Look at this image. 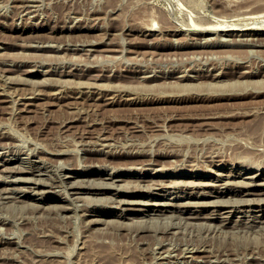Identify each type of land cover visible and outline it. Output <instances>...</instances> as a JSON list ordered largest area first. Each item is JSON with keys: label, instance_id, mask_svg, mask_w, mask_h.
I'll return each instance as SVG.
<instances>
[{"label": "rangeland", "instance_id": "rangeland-1", "mask_svg": "<svg viewBox=\"0 0 264 264\" xmlns=\"http://www.w3.org/2000/svg\"><path fill=\"white\" fill-rule=\"evenodd\" d=\"M217 19L261 22L264 0H0V264H264V201L262 207L258 203L264 195H246L247 181L235 178L242 183L222 197L240 205L232 207L229 218L224 212L231 208L211 218V206L177 205L192 191L208 190L213 196L195 194L191 201L216 200L213 189H226L218 174L245 166L232 155L253 154L264 161V132L248 134L259 121L264 125V31H185L188 23ZM110 99L114 104H107ZM124 148L130 154H123ZM136 148L143 153L134 154ZM141 161L150 162L148 169L139 165L116 181L104 174L102 180L116 185L101 193L71 187L80 179L99 181L83 173L89 164L110 163L109 169L96 170L110 173L116 171L113 165ZM35 164L42 173L28 174L30 182L24 181L27 174L9 171ZM75 169H81L77 176L65 178ZM35 176L43 178V185L32 184L39 181ZM193 181L208 185L197 187ZM39 188L51 191L37 194ZM154 197L175 206L156 211Z\"/></svg>", "mask_w": 264, "mask_h": 264}, {"label": "bare ground", "instance_id": "bare-ground-1", "mask_svg": "<svg viewBox=\"0 0 264 264\" xmlns=\"http://www.w3.org/2000/svg\"><path fill=\"white\" fill-rule=\"evenodd\" d=\"M24 2V1H23ZM25 3V2H24ZM32 4V3H31ZM34 4V3H33ZM32 4V5H33ZM36 4V3H35ZM34 4V5H35ZM23 7V6H22ZM28 10V9H27ZM28 12H29V10H28ZM224 19V18H223ZM223 19H217V21L216 20H214L213 22H209V24H196V22H195V24H189L188 23V28H186L184 25V27H185V31L186 30H191V31H194V33H200V34H204V33H212V32H221V33H234L235 32V34H236V32H239V34L241 33V32H249V31H252V32H263L264 31V19L261 21V22H258V21H255V20H250V21H233V20H228V19H226V20H223ZM199 22V21H198ZM203 22V21H202ZM152 23H153V20H152ZM191 23V22H190ZM200 23V22H199ZM206 23H207V21H206ZM183 24H185V23H183ZM150 25V24H149ZM176 25V24H175ZM180 25V24H179ZM182 25V24H181ZM153 26H155V25H150V27H153ZM159 26V25H158ZM161 26V25H160ZM160 26H159V28H160ZM186 26H187V24H186ZM93 27V26H92ZM145 27V26H144ZM149 27V28H150ZM157 27V26H156ZM179 27V26H178ZM154 28V27H153ZM158 28V29H159ZM183 28V27H182ZM130 29V28H129ZM151 29V28H150ZM91 30V29H90ZM161 30V29H160ZM166 30V29H165ZM171 30H174V29H171ZM125 31V30H124ZM175 31H177L176 30V28H175V30H174V32ZM142 32V31H141ZM168 32V31H167ZM173 32V31H172ZM178 32V31H177ZM121 33H122V31H121ZM156 33V32H155ZM164 33V32H163ZM182 33V32H181ZM151 34V33H150ZM154 34V33H153ZM152 34V35H153ZM161 34V33H160ZM185 34V33H184ZM188 35V34H187ZM195 36V35H194ZM219 36H221V35H219ZM246 36V35H245ZM217 37V36H216ZM222 37V36H221ZM235 37V36H234ZM123 38H124V36H123ZM174 38V37H173ZM187 38H189V37H187ZM209 38V37H208ZM214 38V37H213ZM244 38V37H243ZM251 37H249V39H250ZM253 38V37H252ZM196 39V38H195ZM206 39H207V36H206ZM214 39H216V38H214ZM223 39H225V38H223ZM223 39H222V41H223ZM228 39V38H227ZM245 39V38H244ZM248 39V38H247ZM90 40V39H89ZM162 40V39H161ZM170 40V39H169ZM169 40H168V42H169ZM174 40H176V39H174ZM203 41L205 40V37H204V39H202ZM210 40V39H209ZM212 40L213 39H211V42H212ZM219 40H221L220 38H219ZM91 41V40H90ZM89 41V42H90ZM120 41H121V39H120ZM177 41V40H176ZM214 41H216V40H214ZM221 41V42H222ZM225 41V40H224ZM226 41H228V40H226ZM231 41V40H230ZM245 41V40H244ZM250 41V40H249ZM45 42V41H44ZM98 42V41H97ZM96 42V43H97ZM122 42V41H121ZM140 42V41H139ZM171 42V41H170ZM182 42V41H181ZM202 42V41H201ZM78 43V42H77ZM85 43V42H84ZM123 43V42H122ZM150 43H151V41H150ZM185 43V42H184ZM195 43V42H194ZM207 43H209V41L207 42ZM213 43V42H212ZM223 43V42H222ZM231 43H233V42H231ZM235 43V42H234ZM243 43V42H242ZM245 43V42H244ZM39 44V43H38ZM61 44V43H60ZM89 44V43H88ZM91 44V43H90ZM125 44V43H124ZM158 44V43H157ZM171 44H173V43H171ZM190 44V43H189ZM241 44V43H240ZM248 44V43H247ZM39 45H41V44H39ZM47 45V44H46ZM55 45V44H54ZM57 45V44H56ZM191 45V44H190ZM189 45V46H190ZM253 45H255L254 43H253ZM32 46V45H31ZM57 46H59V47H61L60 45H57ZM125 46V45H124ZM2 47V46H1ZM4 47V46H3ZM52 47V46H51ZM157 47V46H156ZM174 47V46H173ZM176 47V46H175ZM179 47V46H178ZM185 47V46H184ZM93 48H95V47H93ZM177 48V47H176ZM56 49V48H55ZM82 49V48H81ZM89 49V48H88ZM87 49V50H88ZM92 49V48H91ZM110 49V48H109ZM108 49V50H109ZM96 50V49H95ZM104 50V49H103ZM92 51V50H91ZM87 52V51H86ZM92 54V53H91ZM15 64V63H14ZM48 71V70H47ZM46 71V72H47ZM59 71V70H58ZM71 71V70H70ZM256 72H257V70H255ZM260 71V70H259ZM63 73V72H62ZM244 73V72H243ZM253 73V72H252ZM104 75V74H103ZM155 75V74H154ZM182 75V74H181ZM185 76H186V74H184ZM254 75V74H253ZM148 76H150V75H147V77ZM166 76V75H165ZM164 76V77H165ZM247 76V75H246ZM142 77V76H141ZM187 77V76H186ZM185 77V78H186ZM149 78V77H148ZM193 78V77H192ZM195 78V77H194ZM49 79V78H48ZM95 79H97V78H95ZM179 79V78H178ZM61 80V79H60ZM64 80V79H63ZM43 81H45V80H43ZM64 81H66V80H64ZM182 81V80H181ZM185 81V80H184ZM47 82H49V81H47ZM81 82V81H80ZM79 82V83H80ZM54 83V82H53ZM52 83V84H53ZM85 83V82H84ZM93 83V82H92ZM92 83H90L89 84V86L90 85H92ZM95 83H97L96 81H95ZM95 83H94V85H95ZM46 84V83H45ZM47 84H49V83H47ZM56 84V83H55ZM187 84V83H186ZM185 84V85H186ZM85 85V84H84ZM93 85V86H94ZM104 84H102V86H103ZM183 85V84H182ZM97 86V85H96ZM101 86V85H100ZM153 86V85H152ZM107 88V85L105 86L104 85V88ZM125 87V86H124ZM99 88V87H98ZM103 87H101L100 89H102ZM109 88V87H108ZM118 89V88H117ZM126 89V88H125ZM104 90H106V89H104ZM108 90V89H107ZM129 90V89H128ZM2 92V91H1ZM0 92V93H1ZM5 92V91H4ZM37 92V91H36ZM40 92V91H39ZM38 92V93H39ZM8 93V92H7ZM24 93V92H23ZM34 93V92H33ZM41 93V92H40ZM130 93H131V90H130ZM10 94V93H9ZM36 94V93H35ZM25 95V94H24ZM23 95V96H24ZM34 95V94H33ZM32 95V96H33ZM103 95V94H102ZM21 96V95H20ZM22 96V97H23ZM27 96H29V95H27ZM35 96V95H34ZM38 95H36V97H37ZM115 96V95H114ZM158 96H159V94H158ZM102 98V97H101ZM112 98V97H111ZM135 98V97H134ZM143 98V97H142ZM160 98H161V96H160ZM21 99V98H20ZM19 99V100H20ZM33 99V98H32ZM126 99V98H125ZM147 99V98H146ZM179 99V98H178ZM181 99V98H180ZM128 100V99H127ZM131 100V99H130ZM141 100V99H140ZM152 100V99H151ZM157 100H160L161 101V99H159V97H158V99ZM13 101V100H12ZM16 101H18V100H16ZM115 101V100H114ZM114 101H111V99H110V101L109 102H107V104H114ZM173 101V100H172ZM147 102V101H146ZM13 103H15V102H13ZM69 103V102H68ZM121 103V102H120ZM135 103V102H134ZM65 104V103H64ZM71 104H73V103H71ZM71 106V105H70ZM74 108V107H73ZM76 108V107H75ZM80 109V108H79ZM82 113V112H81ZM76 119V118H75ZM80 119V118H79ZM72 120H74V118L72 119ZM120 121V120H119ZM139 124V123H138ZM263 124H261L260 123V121H259V123H257V125L256 126H253V127H251L250 129H249V135H256L257 133L259 134V135H261L263 132H264V128H263ZM165 128V127H164ZM166 129V128H165ZM9 134H10V132H9ZM13 134V133H12ZM101 134V133H100ZM248 135V136H249ZM5 136V135H4ZM13 136V135H12ZM11 136V137H12ZM97 136H99V135H97ZM250 136V137H251ZM98 138V137H97ZM101 138V137H100ZM253 138V137H252ZM263 138V137H262ZM99 139V138H98ZM102 139V138H101ZM255 139V138H254ZM82 140V139H81ZM97 140V139H96ZM100 140V139H99ZM105 140V139H104ZM240 140V139H239ZM242 140V139H241ZM249 140H252V139H249ZM80 141V140H79ZM78 141V142H79ZM160 141V140H159ZM166 141V140H165ZM168 141V140H167ZM170 141H171V139H170ZM77 142V143H78ZM93 142V141H92ZM101 142V141H100ZM100 142H96V143H100ZM253 142V141H252ZM95 143V142H94ZM165 143V142H164ZM170 143V142H169ZM169 143H168V146H169ZM91 144V143H90ZM105 144H107V143H105ZM104 144V145H105ZM110 144V143H109ZM112 144V143H111ZM118 144H120V143H118ZM133 144V143H132ZM135 144V143H134ZM251 144V143H250ZM113 145V144H112ZM123 145V144H122ZM152 145V144H151ZM155 145V144H154ZM171 145V144H170ZM93 146V145H92ZM98 146V145H97ZM103 146V145H102ZM108 146V145H107ZM114 146H116V145H114ZM164 146V145H163ZM43 147H46V146H44L43 145ZM42 147V148H43ZM94 147V146H93ZM106 147V146H105ZM109 147H111V146H109ZM121 147V146H120ZM123 147H126V145L125 146H123ZM171 147V146H170ZM65 148V147H64ZM96 148H98V147H96ZM100 148V147H99ZM117 148V147H116ZM46 149V148H45ZM67 149V148H66ZM92 149H94V148H92ZM91 149V150H92ZM118 149V148H117ZM123 149V148H122ZM122 149H120V150H122ZM136 149H138L137 150V153H134V154H141V153H143V152H141V151H139V148H136ZM158 149V148H157ZM164 149V148H163ZM166 149V148H165ZM164 149V150H165ZM174 149V148H173ZM48 150V149H47ZM56 150V149H55ZM70 150V149H69ZM69 150H67V151H69ZM73 150V149H72ZM96 151H100V149L98 150V149H95ZM113 150H115V149H113ZM124 150H125V148H124ZM143 150V149H142ZM150 150V149H149ZM154 150V149H153ZM175 150V149H174ZM42 151V150H41ZM49 151H51V150H49ZM57 151V150H56ZM55 151V153H57ZM88 151H89V149H88ZM101 151H103V150H101ZM132 151V150H131ZM134 151V150H133ZM151 151V150H150ZM149 151V152H150ZM155 151H157V150H155ZM163 151V150H162ZM39 152V151H38ZM54 152V151H53ZM52 152V153H53ZM61 152V151H60ZM64 152H66V151H64ZM71 152V151H70ZM110 152H111V150H110ZM114 152V151H113ZM146 152V151H145ZM59 153V152H58ZM62 153V152H61ZM123 154H130V151L128 150H125L124 152H122ZM156 153V152H155ZM173 152H167V155H165L166 153L164 152H161L160 153V155H165V156H169V154H172ZM239 153V152H238ZM254 153V152H253ZM106 154V153H105ZM112 154V153H111ZM131 154H133V152H131ZM153 154V153H152ZM174 154V153H173ZM177 154V153H176ZM235 154V153H234ZM256 154V153H255ZM254 154V155H255ZM151 155V154H150ZM229 155V154H228ZM153 156V155H152ZM219 156V155H218ZM232 156H235V158H234V161H235V163H237V161L238 162H240V163H242V165L244 166V167H241L242 168V170L241 171H238V167H237V169L236 170H234V171H232V172H230V173H224V172H222V173H219L218 174V178L217 179H219V180H223V182H221V184H225V187H226V189L225 190H221L220 188H218V187H215V189H213V191L216 193V196H217V199L216 200H214L213 198H212V200L211 201H201V200H199V199H197V201H191V199L192 198H203V196H213V194H211V192H205V191H192L191 193V195H189V194H187L186 195V199H188V200H186V199H184L185 200V202H182V203H179V204H177L178 206H180V207H188V206H190V205H194V206H200V207H210V208H213V210H211V212H210V214L209 215H207V217L209 216V217H211V218H216L217 217V215H218V211H222V208H231V209H226L225 210V212L224 213H227L228 215L226 216V217H230L232 214L231 213H233L235 210L232 208V207H239L240 205L238 204V203H231V202H229V201H225L224 200V198L222 199V197L223 196H225L227 193H230L231 191H235V190H232L231 189V186L234 184L235 185V183H236V185H237V183L239 184V183H242V181L243 180H245V181H247V182H245V181H243V183L245 182L246 184L245 185H247L248 187V189H246V195H248V196H251V195H257L258 194V196H260V195H264V161H260V159L258 160V158H255L254 156H253V154L251 155V154H245V155H243V154H240V156H236V155H232ZM231 156V157H232ZM214 157V156H213ZM30 158V157H29ZM41 158V157H40ZM44 158V157H43ZM185 158H187V157H185ZM229 158V157H228ZM11 159V158H10ZM9 159V160H10ZM42 159V158H41ZM223 159H226V158H223ZM223 159H221V161L223 160ZM44 160V159H43ZM46 160V159H45ZM152 160V159H151ZM182 160H186V159H184V157H183V159ZM181 160V161H182ZM190 160V159H189ZM192 160V159H191ZM227 160V159H226ZM5 161V160H4ZM154 160H152L151 161V163L153 162ZM180 161V162H181ZM188 161V160H187ZM214 161V160H213ZM216 161V160H215ZM214 161V162H215ZM1 162V161H0ZM44 162V161H43ZM220 162V161H219ZM224 162V161H223ZM230 162V161H229ZM25 163V162H24ZM46 163V162H45ZM44 163V164H45ZM90 163V162H89ZM96 163V162H95ZM148 163H150V162H148ZM148 163H145L144 161H141V162H135V163H131V164H126V165H122V166H117V165H113V167L112 168H115V172H110V173H106V171L104 172V173H102L101 171H98L97 173H96V170H104V169H109L110 168V163L108 164V163H103V164H101V165H99L98 164V162H97V164H98V168H95L96 167V165L97 164H89V169L88 170H84L83 171V173L86 175V174H90L89 176H96L97 175V177L98 178H100L99 179V181H95V178H94V180L92 181V179L93 178H91V179H88L87 178V182H88V180H91L90 182H89V184H86L84 181H82V179H80V181H79V179H78V181L79 182H76V181H73V183L71 184V187H73L74 189L75 188H77V189H79V190H81V191H89V192H91V193H101L102 191H104V190H106V189H110L111 187H113V186H115L113 183H115V182H113V183H110V182H108L107 180H102V179H105V178H107V179H110V181L112 180V181H116V179H117V177H121L122 175H123V173L124 174H126V175H130L131 173V171L130 170H134V169H138L139 167V165H141L140 167L143 169H148V168H146L145 167V165L146 164H148ZM218 163V162H217ZM235 163H233V164H235ZM19 164V163H18ZM86 164V163H85ZM157 164V163H156ZM164 164V163H163ZM172 164V163H171ZM177 164V163H176ZM175 164V165H176ZM219 164V163H218ZM217 164V165H218ZM231 164V163H230ZM13 165H15L16 166V164H14L13 163ZM23 165V164H22ZM36 165V164H35ZM79 166H81L80 164H78ZM197 164H195V166H196ZM199 165V164H198ZM197 165V166H198ZM204 165V164H203ZM2 166V165H1ZM6 166V165H5ZM36 166H38V165H36ZM46 166V165H45ZM178 166V165H177ZM4 167V166H3ZM8 167H9V165H8ZM17 167L18 168H16V167H12V168H10V173H11V171L12 172H14V173H25V174H32V176L33 175H36L37 173L38 174H40V173H42V169H40L39 168V166L38 167H34V166H30V167H28V168H23V169H20L19 167L20 166H18L17 165ZM25 167V166H24ZM83 167V166H82ZM81 167V168H82ZM174 168H175V166H173ZM223 167V166H222ZM46 168V167H45ZM111 168V169H112ZM140 168V169H141ZM164 168V167H163ZM162 167L160 168V169H163ZM172 168V167H171ZM177 168V167H176ZM240 168V169H241ZM254 168H257V169H254ZM7 170H8V168H6ZM153 169V168H152ZM157 169V168H156ZM159 169V168H158ZM165 169V168H164ZM169 169V168H168ZM234 169V168H233ZM3 170V169H2ZM47 170V169H46ZM119 170H127L126 172H118ZM176 170V169H175ZM227 170V169H226ZM243 170H245L244 172H243ZM5 171V170H4ZM79 171H81V169L79 170ZM78 171V172H79ZM128 171H130V172H128ZM159 171V170H158ZM228 171V170H227ZM3 172V171H2ZM47 172V171H46ZM78 172H77V169H75V170H73V171H71V174H69L68 176H66L65 175V178L66 177H70L71 175L72 176H74L75 177V175L77 176L78 175ZM163 172V171H162ZM195 172V171H194ZM193 172V173H194ZM216 173H217V171H216ZM1 174H3V173H1ZM8 174V173H7ZM104 174H107L108 176L107 177H105L104 176ZM163 174V173H162ZM169 174V173H168ZM246 174H249L248 176H245ZM11 175V174H10ZM14 175V174H13ZM59 175V174H58ZM57 175V176H58ZM171 175V174H170ZM178 175H184V173H183V171H180L179 173H178ZM9 176V175H8ZM16 176V175H15ZM24 176V177H23ZM22 176V178H25V175H23ZM30 175H28V178H26L24 181H29V180H31L32 181V179H30V177H29ZM52 175H50V177H51ZM63 176V175H62ZM149 176V175H148ZM201 176V175H200ZM199 176V177H200ZM6 177V176H5ZM14 177V176H13ZM19 177H21V176H19ZM27 177V176H26ZM38 177V176H37ZM36 176L34 177V178H37ZM46 177V176H45ZM53 177V176H52ZM143 177V176H142ZM198 177V176H197ZM216 177V176H215ZM240 178V179H242V181L240 180V181H235L234 179L235 178ZM11 178V177H10ZM16 178V177H15ZM31 178H33V177H31ZM41 178V177H40ZM154 178V177H153ZM12 179V178H11ZM37 179H39V177L37 178ZM43 179V178H42ZM41 179V181H43ZM120 179V178H119ZM139 179H141V180H144V178H141V177H139ZM148 179V178H147ZM156 179V178H155ZM155 179H154V181H155ZM163 179V178H162ZM161 179V180H162ZM168 178H166V180H167ZM201 179V178H200ZM16 180V179H15ZM21 180H23V179H21ZM50 180H51V178H50ZM54 179L52 178V181H53ZM64 181V185H65V183H66V179H63ZM66 180V181H65ZM73 180H75V179H73ZM83 180H84V177H83ZM135 180V179H134ZM148 180H150V179H148ZM159 182H160V180H159V178L157 179ZM173 180V179H172ZM175 180V179H174ZM178 180V179H177ZM210 180V179H209ZM237 180V179H236ZM33 181H35V182H31L32 184H34V186L35 187H39L40 185H43V184H41V183H43V182H41L40 181V179H39V181L37 180H33ZM52 181H51V183H52ZM61 181V180H60ZM71 181V180H70ZM85 181H86V178H85ZM126 181H127V183H128V180H125V183H126ZM138 181V180H137ZM178 181H180V180H178ZM181 181H183L184 182V180H182L181 179ZM189 182H190V179L188 180ZM198 181V180H197ZM212 181V180H211ZM30 182V181H29ZM45 182V181H44ZM48 182V181H47ZM135 182H136V180H135ZM134 182V183H135ZM144 182V181H143ZM148 182V181H147ZM147 182H144V183H147ZM151 182V181H150ZM171 182V181H170ZM175 182V181H174ZM177 182V181H176ZM204 182V181H203ZM46 183V182H45ZM131 183V182H130ZM153 183V182H152ZM161 183V182H160ZM164 183H166L165 181H164ZM178 183V182H177ZM188 183V182H187ZM194 185H196L197 184V187L199 186V187H202V186H205L206 184L208 185V183H207V181H206V183H202L201 181H199V182H192ZM211 183H213V182H211ZM50 184V183H49ZM59 184V183H58ZM62 184V183H61ZM60 184V185H61ZM119 184V183H118ZM123 184V183H122ZM129 184V183H128ZM136 184V183H135ZM142 184V183H141ZM156 184V183H155ZM167 184V183H166ZM170 184H173V183H170ZM179 184V183H178ZM183 185L185 184V183H182ZM181 184V185H182ZM189 184V183H188ZM215 184V183H214ZM218 183H216V185H217ZM16 185V184H15ZM121 185V184H120ZM136 185H138V184H136ZM146 185H149V184H145V186ZM150 185H151V183H150ZM153 185V184H152ZM151 185V186H152ZM160 185V184H159ZM182 185V186H183ZM191 185V184H190ZM233 185V186H234ZM244 184H242V186H243ZM11 186H13V185H11ZM20 186V185H19ZM54 186V185H53ZM66 186V185H65ZM119 185H117V188H119V187H121V186H119ZM144 186V185H143ZM150 186V187H151ZM157 186H158V184H157ZM182 186H180L181 188H182ZM221 186V185H220ZM223 187H224V185H222ZM70 187V186H69ZM122 187H123V185H122ZM125 187V186H124ZM173 187V186H172ZM171 187V188H172ZM238 187V186H237ZM10 188V187H9ZM14 189L16 188V187H13ZM28 188V187H27ZM27 188L25 189V190H27ZM31 188V187H30ZM63 188H65V187H63ZM126 188H128V187H126ZM134 188H135V186H134ZM143 188V187H142ZM141 188V189H142ZM145 188H147L148 189V186L147 187H145ZM144 188V189H145ZM152 188V187H151ZM150 188V189H151ZM177 188V187H176ZM2 189V188H1ZM5 189V188H4ZM17 189H18V187H17ZM35 189V188H34ZM128 189H130V188H128ZM156 189V188H155ZM208 189V188H207ZM10 190V189H9ZM20 190V189H19ZM24 190V191H25ZM29 190H31V189H29ZM66 190V189H65ZM68 190V189H67ZM114 190V189H113ZM118 190V189H117ZM133 190V189H132ZM172 190V189H171ZM178 190V189H177ZM191 190V189H190ZM197 190H201V188H199V189H197ZM8 191V190H7ZM17 191V190H16ZM15 191V192H16ZM35 191V190H34ZM49 191H51L50 189L48 190V189H40L39 188V190L37 189V191H36V193L37 192H39V193H43V195L45 194V193H47V192H49ZM54 191V190H53ZM85 191V192H86ZM128 191V190H127ZM168 191V190H167ZM210 191V190H209ZM245 191V190H244ZM3 192V191H2ZM21 192V191H20ZM115 192V191H114ZM145 192V191H144ZM157 192V191H156ZM163 192V191H162ZM165 192V191H164ZM173 192H175V191H173ZM10 193V192H9ZM39 193H37V194H39ZM68 193V192H67ZM167 193V192H166ZM176 193V192H175ZM179 193V192H178ZM186 193V192H185ZM240 193V192H239ZM8 194V193H7ZM6 194V195H7ZM60 194V193H59ZM69 194V193H68ZM154 194V193H153ZM177 194V193H176ZM196 194V195H195ZM1 195V194H0ZM5 195V194H4ZM8 195H14V194H8ZM16 195V194H15ZM60 195H62V194H60ZM158 195H161V194H157V196ZM194 195H195V197H194ZM12 196H2L3 198H11ZM22 196V195H21ZM65 196V195H64ZM70 196V195H69ZM89 197H90V195H88ZM87 196V197H88ZM103 196V195H102ZM102 196H101V198H102ZM110 196V195H109ZM114 196V195H113ZM174 196V195H173ZM239 196V195H238ZM241 196V195H240ZM17 197H19V196H17ZM30 197V196H29ZM50 197V196H49ZM67 197V196H66ZM81 197H83V196H81ZM92 197V196H91ZM99 197V199H100V196H98ZM103 197H107V195L106 196H103ZM150 197V196H149ZM181 197H184V195L183 196H176V198H178V199H180ZM256 197V196H255ZM15 198V197H14ZM74 198V197H73ZM79 198V197H78ZM85 198V197H84ZM96 198V197H95ZM108 198H111V197H108ZM107 198V199H108ZM112 198H114V197H112ZM111 198V199H112ZM170 198V197H169ZM233 198V197H232ZM231 198V199H232ZM237 198V202H238V197H236ZM236 198H234V199H236ZM248 198L249 197H247V200H248ZM253 198H254V196H253ZM262 198V197H261ZM2 199V198H1ZM0 199V200H1ZM17 199V198H16ZM22 199V198H21ZM28 199V198H27ZM27 199H25V198H23L22 200L23 201H29V200H27ZM87 199V198H86ZM88 199H90V198H88ZM93 199H94V197H93ZM93 199H91L92 201H93ZM97 199V198H96ZM105 199V198H104ZM104 199H103V201H104ZM118 199V198H117ZM123 199V198H122ZM150 199H152V198H150ZM172 199V198H171ZM225 199H226V197H225ZM228 199V198H227ZM226 199V200H227ZM230 199V198H229ZM228 199V200H229ZM244 199V198H243ZM250 199L252 200V198L250 197ZM259 199H260V197H259ZM258 199V203H260V207H262L263 205H262V201H264V198L263 199H261V200H259ZM8 200V199H7ZM13 200V199H12ZM43 200H46V199H43ZM73 200V199H72ZM77 200V199H76ZM102 200V199H101ZM109 200V199H108ZM113 200H115V199H113ZM121 200V199H120ZM119 200V201H120ZM135 200V199H134ZM156 200V201H155ZM160 200V199H159ZM206 200V199H205ZM233 200V199H232ZM231 200V201H232ZM16 201V200H15ZM42 201V200H41ZM71 201V200H70ZM90 201V200H89ZM96 201V200H95ZM122 202H126V200H121ZM131 201H132V199H131ZM130 201V202H131ZM141 201V200H140ZM139 200L137 201L136 200V202L137 203H148V201H149V203H150V200H146L147 202H144V200H142V202H140ZM183 201V200H182ZM241 201V200H240ZM242 201H245L246 202V200H242ZM241 201V202H242ZM248 201H250V200H248ZM256 201V200H255ZM4 202V201H3ZM10 202V201H9ZM11 202H13V201H11ZM10 202V203H11ZM17 202V201H16ZM16 202H13V203H16ZM83 202H86V201H83ZM102 202V201H101ZM111 202V201H110ZM121 202V203H122ZM154 202L155 203H152L151 205H155L156 207H158V209H156V211H164V209H167V207H169V206H175L174 204H173V202L171 203L170 202V200L169 201H162V202H158L157 201V199L154 197ZM176 202V201H175ZM180 202V201H179ZM234 202H236V201H234ZM254 202V201H253ZM262 202V203H261ZM5 203V202H4ZM27 203V202H26ZM34 203V202H33ZM72 203V202H71ZM74 203V202H73ZM105 203V202H104ZM103 203V204H104ZM107 203V202H106ZM120 203V202H119ZM178 203V202H177ZM246 203H250V202H246ZM256 203V202H255ZM29 204H30V202H29ZM37 207H40V206H42L40 203L38 204V203H34ZM43 204V203H42ZM75 204V203H74ZM86 204H88V202L86 203ZM92 204V203H91ZM99 204V203H98ZM112 204H114V203H112ZM241 204V203H240ZM28 205V204H27ZM26 204L25 205H23V206H27ZM60 205V204H59ZM59 205H58V207H59ZM65 205H67V204H65ZM64 205V206H65ZM85 205V204H84ZM97 205V204H96ZM101 205V204H100ZM108 205V204H107ZM115 205V204H114ZM113 205V206H114ZM118 205V204H117ZM116 205V206H117ZM51 206H57L56 204L55 205H49V207H51ZM61 206H63V205H61ZM87 206V205H86ZM90 206V205H89ZM32 207H34V206H32ZM44 207V206H43ZM48 207V208H49ZM67 207H69L68 205H67ZM71 207V206H70ZM73 207V206H72ZM77 207H79V206H77ZM76 206H75V208H76V210L78 209ZM192 207V206H191ZM250 207V206H249ZM40 208H42V207H40ZM54 208V207H53ZM64 208V207H63ZM62 208V209H63ZM130 208V207H129ZM186 208H185V210H186ZM209 208V209H210ZM256 208V207H255ZM122 209V208H121ZM133 209V208H132ZM141 209V208H140ZM174 209V208H173ZM184 209V208H183ZM207 209V208H206ZM205 209V210H206ZM239 209V208H238ZM247 209V208H246ZM259 209V208H258ZM261 209V208H260ZM65 210V209H64ZM75 210V209H74ZM137 210V209H136ZM153 210V209H152ZM177 210V209H176ZM190 210V209H189ZM188 210V211H189ZM237 210V209H236ZM254 210V209H253ZM262 210V209H261ZM33 211V210H32ZM37 211V210H36ZM121 211V210H120ZM120 211H118V212H120ZM209 211V210H208ZM249 211V210H248ZM247 211V212H248ZM259 211V210H258ZM58 212V211H57ZM76 212V211H75ZM100 212H103V211H100ZM106 212V211H105ZM105 212H103V213H105ZM178 212V211H177ZM177 212H175V213H177ZM200 212V211H199ZM257 212V211H256ZM67 213V212H66ZM65 213V214H66ZM150 213V212H149ZM156 213V212H155ZM182 213V212H181ZM181 213H179L180 215H181ZM205 213H207V212H205ZM209 213V212H208ZM207 213V214H208ZM221 213H223V212H221ZM257 213H259V212H257ZM98 214V213H97ZM100 214V213H99ZM108 214H110V213H108ZM125 214V213H124ZM145 214V213H144ZM147 214V213H146ZM145 214V215H146ZM166 214V213H165ZM171 214H172V212H171ZM178 214V215H179ZM240 214V213H239ZM62 215H64L63 213H62ZM117 215V214H116ZM123 215V214H122ZM150 215H153V214H150ZM157 215V214H156ZM156 215H154V216H156ZM161 215H163V214H161ZM161 215H158V217L159 216H161ZM177 215V214H176ZM176 215H173V217L175 216L176 217ZM184 215V214H183ZM191 215V214H190ZM199 215V214H198ZM202 215V214H201ZM223 215V214H222ZM222 215H220V217L222 216ZM237 215V214H236ZM250 215V214H249ZM248 215V216H249ZM164 216H166V215H164ZM170 216V215H169ZM169 216H167V218L169 217ZM184 216H188V215H184ZM204 216V215H203ZM251 216V215H250ZM102 217V216H101ZM123 217V216H122ZM151 217H153V216H151ZM157 217V216H156ZM156 217H154V218H156ZM162 217V216H161ZM161 217H159V218H161ZM171 217V216H170ZM173 217H171V218H173ZM180 217V216H179ZM183 217V216H182ZM181 217V218H182ZM191 217H196V216H191ZM202 217V216H201ZM206 217V218H207ZM243 217V216H242ZM247 217V216H246ZM144 218V217H143ZM153 218V219H154ZM159 218H156V219H159ZM162 218H164V217H162ZM167 218H166V220H167ZM198 218H199V216H198ZM245 218V217H244ZM260 218V217H259ZM142 219V218H141ZM155 219V220H156ZM165 219V218H164ZM169 219L170 218H168V221H169ZM184 219V218H183ZM189 219V218H188ZM226 219V218H225ZM239 218H237V220H238ZM250 219V218H249ZM257 219V218H256ZM93 220V219H92ZM102 219L100 218V219H94L93 221L94 222H99V221H101ZM147 220H149V219H147ZM152 220V219H151ZM172 219H170V221H171ZM174 220V219H173ZM184 220H186V218L184 219ZM205 220H207V219H205ZM205 220H203L202 222H204ZM234 220H236V219H234ZM144 221V220H143ZM153 221V220H152ZM157 221V220H156ZM159 221H160V219H159ZM165 221V220H164ZM189 222H190V220H188ZM195 221H197L196 219H195ZM200 221V220H199ZM212 221V220H211ZM231 221V220H230ZM241 221H243V220H241ZM248 221V220H247ZM252 221V220H251ZM188 222V223H189ZM194 222V221H193ZM210 222V221H209ZM217 222H219V221H217ZM227 222V221H226ZM246 222V221H245ZM164 223V222H163ZM165 223L167 224L168 222H166L165 221ZM175 223V222H174ZM187 223V222H186ZM198 223V222H197ZM201 223V222H200ZM200 223H199V225H200ZM213 222H211V225H214V223L212 224ZM224 223V222H223ZM235 223V222H234ZM238 223V222H237ZM236 223V224H237ZM248 223V222H247ZM250 223V222H249ZM258 223V222H257ZM256 223V224H257ZM260 223H262V224H264V218L263 219H261L260 220ZM121 224V223H120ZM120 224H119V226H120ZM176 224V223H175ZM205 224V223H204ZM208 224V223H207ZM252 224V223H251ZM255 224V225H256ZM168 225V224H167ZM170 225V224H169ZM168 225V226H169ZM174 225V224H173ZM177 225V224H176ZM190 225H193V224H190ZM202 225V224H201ZM209 225H210V223H209ZM208 225V226H209ZM210 225V226H211ZM220 225H222V223H220ZM232 225H233V223H232ZM242 225V224H241ZM246 225V224H245ZM253 225V224H252ZM259 225H261V224H259ZM145 228H146V226H148V228H149V225H143ZM171 226V225H170ZM205 226H206V224H205ZM204 226V227H205ZM209 226V227H210ZM217 226V225H216ZM215 226V227H216ZM244 226V225H243ZM248 226H249V224H248ZM140 227H142L141 225H140ZM139 227V228H140ZM151 227V226H150ZM160 227V226H159ZM167 227V226H166ZM214 227V228H215ZM233 227V226H232ZM241 227V226H240ZM239 227V229H241ZM251 227V226H250ZM258 227H260V226H258ZM262 227V226H261ZM144 228V229H145ZM147 228V229H148ZM153 228V227H152ZM161 228V227H160ZM170 228V227H169ZM176 228V227H175ZM206 228V227H205ZM216 228H221V227H216ZM225 228V227H224ZM231 228V227H230ZM238 228V227H237ZM243 228V227H242ZM257 228V227H256ZM263 228H264V225H263ZM141 229V228H140ZM146 229V230H147ZM154 229V228H153ZM159 229V228H158ZM167 229V228H166ZM165 229V230H166ZM211 229V228H210ZM228 229V228H227ZM249 229V228H248ZM251 229V228H250ZM254 229V228H253ZM252 229V230H253ZM259 229V228H258ZM155 230H156V228H155ZM160 230V232H161V229H159ZM219 230V229H218ZM221 230H223V229H220L219 231H221ZM233 230H235V229H233ZM257 230V229H256ZM158 231V230H157ZM162 231H164V228L162 229ZM169 231V230H168ZM209 231H212V230H209ZM215 231H216V229H215ZM224 231H226L225 229H224ZM228 231H230V230H228ZM236 231H239V230H236ZM218 232V231H217ZM231 232H234V231H232V229H231ZM173 233V232H172ZM176 233V232H175ZM19 245V244H18ZM183 249H184V247H183ZM186 249H189V248H186ZM185 249V250H186ZM192 249V248H191ZM190 249V250H191ZM184 250V251H185ZM168 251V250H167ZM183 251V250H182ZM198 251V250H197ZM203 251V250H202ZM160 252V251H159ZM195 252V251H194ZM167 253V252H166ZM185 253V252H184ZM226 253V252H225ZM211 254V253H210ZM162 255H164V254H162ZM194 255V254H193ZM212 255V254H211ZM213 255H215V254H213ZM222 255V254H221ZM166 256V255H165ZM184 256V255H183ZM210 256V255H209ZM191 257V256H190ZM201 257V256H200ZM206 257V256H205ZM214 257V256H213ZM222 258H224V257H222ZM209 259V258H208ZM215 259V258H214ZM226 259V258H225ZM193 260V259H192ZM203 260V259H202ZM217 260H218V258H217ZM220 260H221V258H220ZM201 261V260H200ZM204 261V260H203ZM207 262V261H206ZM223 262V261H222ZM221 262V263H222ZM226 262V261H225ZM194 263V262H193ZM186 264V263H185ZM187 264H188V262H187ZM210 264V263H209ZM216 264V263H215Z\"/></svg>", "mask_w": 264, "mask_h": 264}]
</instances>
